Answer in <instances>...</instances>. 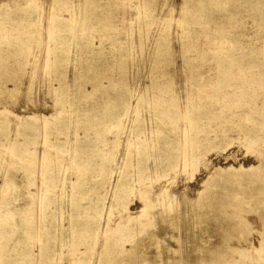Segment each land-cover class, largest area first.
Segmentation results:
<instances>
[{
    "label": "rangeland",
    "instance_id": "rangeland-1",
    "mask_svg": "<svg viewBox=\"0 0 264 264\" xmlns=\"http://www.w3.org/2000/svg\"><path fill=\"white\" fill-rule=\"evenodd\" d=\"M0 264H264V0H0Z\"/></svg>",
    "mask_w": 264,
    "mask_h": 264
},
{
    "label": "bare ground",
    "instance_id": "bare-ground-1",
    "mask_svg": "<svg viewBox=\"0 0 264 264\" xmlns=\"http://www.w3.org/2000/svg\"><path fill=\"white\" fill-rule=\"evenodd\" d=\"M2 91H3V92H5V91L9 92L10 90L6 89V88L3 86ZM199 217H200V216H199ZM199 217H198V218H199ZM202 218H203V217H202ZM199 219H200V218H199ZM199 221H200V220H199Z\"/></svg>",
    "mask_w": 264,
    "mask_h": 264
}]
</instances>
